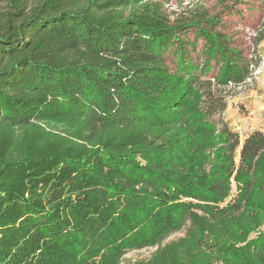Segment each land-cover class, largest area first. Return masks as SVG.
<instances>
[{
    "label": "trees",
    "instance_id": "obj_1",
    "mask_svg": "<svg viewBox=\"0 0 264 264\" xmlns=\"http://www.w3.org/2000/svg\"><path fill=\"white\" fill-rule=\"evenodd\" d=\"M142 1L1 0L0 264H103L187 220L201 249L197 211L213 254L170 264H264V132L223 118L264 17L246 50L219 13L168 23Z\"/></svg>",
    "mask_w": 264,
    "mask_h": 264
},
{
    "label": "rangeland",
    "instance_id": "obj_2",
    "mask_svg": "<svg viewBox=\"0 0 264 264\" xmlns=\"http://www.w3.org/2000/svg\"><path fill=\"white\" fill-rule=\"evenodd\" d=\"M1 6L2 2L0 0V8ZM130 7L132 10L133 7ZM136 7L138 9L148 8L151 11H156L161 14L168 23L181 19H189L198 12H207L209 14L219 13L222 20V29L227 34L234 36L238 43L246 50H250L249 47H251V43L255 38L256 29L260 24L261 17H264V0H143ZM187 36L192 38L193 33L189 31L187 32ZM201 44L202 41L198 40V49ZM165 55L168 56V52H166ZM172 62V57L167 59L168 66H172ZM261 74L262 81L264 82V40L262 41L261 71L258 74L255 85L260 79ZM263 86L264 85H262V100H264ZM245 91L246 90H244V92ZM38 124L46 131L57 133L61 136H68L67 128L63 123L55 124L48 121H39ZM189 199L190 198H184L183 200ZM225 201H227V199ZM220 203L224 204L225 202L223 201ZM196 213L207 218L208 227L214 224V229L207 228V238L204 237L201 249L194 250L195 246L191 245L189 241L188 227L190 226V221L187 220L180 228L170 231L152 244L125 248L120 255L114 258H111L112 255H110L109 252L103 250L96 255V260L98 263L103 261V264H170L171 262L182 261L186 257L192 256L193 253L211 256L213 254L212 251L209 248L202 247L205 244L210 246L211 242L218 237V228L220 226L217 220L209 219L208 216L202 212L197 211ZM208 232H210V234Z\"/></svg>",
    "mask_w": 264,
    "mask_h": 264
},
{
    "label": "crops",
    "instance_id": "obj_3",
    "mask_svg": "<svg viewBox=\"0 0 264 264\" xmlns=\"http://www.w3.org/2000/svg\"><path fill=\"white\" fill-rule=\"evenodd\" d=\"M263 40H261L257 46V51L261 57ZM262 82L261 74L260 79L253 89H248L245 92L230 98L226 109L223 111V118L233 130H236L239 133L241 140L253 130L264 132V118L262 116L264 111L262 85H264V82Z\"/></svg>",
    "mask_w": 264,
    "mask_h": 264
},
{
    "label": "built area",
    "instance_id": "obj_4",
    "mask_svg": "<svg viewBox=\"0 0 264 264\" xmlns=\"http://www.w3.org/2000/svg\"><path fill=\"white\" fill-rule=\"evenodd\" d=\"M261 71V64L257 67H255L251 72V78H248L247 81L244 83L238 84L236 86L238 92L241 94L244 92V90L253 89L254 88V82H256V79L258 78V74ZM254 85V86H253ZM264 118V113L262 114Z\"/></svg>",
    "mask_w": 264,
    "mask_h": 264
}]
</instances>
